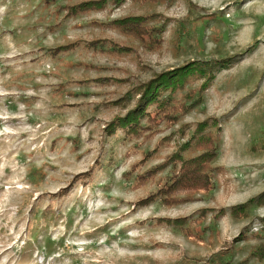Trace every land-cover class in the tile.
Segmentation results:
<instances>
[{"label": "rangeland", "instance_id": "obj_1", "mask_svg": "<svg viewBox=\"0 0 264 264\" xmlns=\"http://www.w3.org/2000/svg\"><path fill=\"white\" fill-rule=\"evenodd\" d=\"M91 2L0 0V264H264V0ZM214 149L206 190L156 198Z\"/></svg>", "mask_w": 264, "mask_h": 264}, {"label": "trees", "instance_id": "obj_2", "mask_svg": "<svg viewBox=\"0 0 264 264\" xmlns=\"http://www.w3.org/2000/svg\"><path fill=\"white\" fill-rule=\"evenodd\" d=\"M109 1H112L113 3H116L118 5H122L126 0H106V4H103L102 6L99 5L97 2H91V3H83L80 4L79 7H83V5H90V4H96V6H93L89 8V10L93 9H102L107 6V3ZM135 3H151L154 0H131ZM88 9V8H84ZM82 11L80 9H77V12ZM80 13V12H79ZM143 19L140 17H131L124 20H116L113 22V26L116 29H119L120 31H123L127 34L134 35L138 38L140 36L136 32V25L139 24ZM128 22H131L130 24H126ZM91 45L99 46V42L92 43ZM123 51V49H119ZM190 69V67L185 69H178L174 70L172 72L164 73L160 75L158 83L154 84L148 83L143 87V91L140 93L141 97L138 99L136 105L132 110H130L125 116L119 117L115 123H113L112 128L110 130L111 133H117L118 130L124 131L127 134H133L139 133L143 128H145L142 124L145 120L151 121L153 119V110L156 108H160V110H164L165 106L168 105L169 97H164V95L167 93V86L169 85L170 81H181V79L186 75L187 71ZM213 67L208 69V73L212 71ZM207 78V76H203ZM188 151V149L182 148L179 155L185 154ZM209 153V154H208ZM218 155V150L214 149L211 151H206L202 155L192 158L189 161H184L182 159V156H179L177 158V161L181 164V170L179 171L180 177L178 179H175L171 184H169L166 188H162V190L159 191V194L156 196V198L161 197L163 198V202L167 203L170 201L171 196H173L174 192L178 190H185L187 186H190V189L188 190H206L207 185L209 186V178L212 174V171L207 172V168L209 164L212 163L213 160L216 159ZM187 165H190L192 169L190 171H186L185 168H187ZM264 199V194H262L259 198L254 199L253 202H249L251 205L252 203H255L257 200L262 201ZM248 204V205H249ZM247 206H242L239 208V210H245ZM166 223H176V221L169 222L168 220H165ZM166 225V224H164ZM184 224H181L180 226H183Z\"/></svg>", "mask_w": 264, "mask_h": 264}]
</instances>
